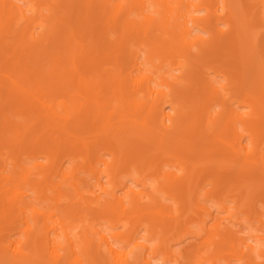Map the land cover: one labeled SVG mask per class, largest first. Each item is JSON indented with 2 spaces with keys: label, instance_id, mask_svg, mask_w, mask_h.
<instances>
[{
  "label": "bare ground",
  "instance_id": "obj_1",
  "mask_svg": "<svg viewBox=\"0 0 264 264\" xmlns=\"http://www.w3.org/2000/svg\"><path fill=\"white\" fill-rule=\"evenodd\" d=\"M221 1L0 0V264H264V0Z\"/></svg>",
  "mask_w": 264,
  "mask_h": 264
},
{
  "label": "rangeland",
  "instance_id": "obj_2",
  "mask_svg": "<svg viewBox=\"0 0 264 264\" xmlns=\"http://www.w3.org/2000/svg\"><path fill=\"white\" fill-rule=\"evenodd\" d=\"M213 2H215V4H217L219 7H221V5H222V1L221 0H212ZM229 3V2H228ZM232 7H236L237 6V3L236 2H230L229 3ZM194 14H196V15H198V16H204L205 14H206V12H205V10L203 9V7L201 6L200 8H198L197 10H196V12H194ZM219 26H221V27H223V25L222 24H220ZM264 31V27L261 25V26H259L257 29H256V33L257 34H260V33H262ZM198 34H200V35H202V36H206V34L203 32V31H200V30H198V31H196ZM212 65H214V63L213 62H211V63H208V67L209 66H212ZM217 68V67H216ZM221 69H225V68H221ZM204 70H205V75L208 77V78H212V79H215V80H220L221 78H222V76H219V74H218V72H215L213 69H207V68H204ZM226 70V69H225ZM227 71V70H226ZM178 72H179V69H175V70H173L172 71V73H175V74H178ZM240 111H244V107H242V108H240ZM244 143H248V140L245 138V140H244ZM165 203H167V204H172V201L171 200H169V199H165V200H163ZM207 203L210 205L211 204V201L209 200V201H207ZM227 206L229 207V208H232L233 206H234V203L232 202V200L230 199V198H228L227 199ZM261 205H262V203H260V202H257V207L259 208V210L264 214V207H263V209H262V207H261ZM223 216L225 217V221H224V225H227V226H229V227H231V229H234V230H237V229H239L238 228V226L235 224L234 226H231V224H229V222H228V218L226 217V214H223ZM254 225H257V223H254ZM242 228V230L244 231V232H246L247 231V229H246V227H244V226H242L241 227ZM116 229L118 230V231H121L122 230V226H120L119 224H118V226L116 227ZM258 231V234H261V233H263V230L262 229H259V230H257ZM191 237L189 236V235H187V234H185V233H181L177 238H176V240L172 243V245H173V247L174 248H178V247H181V246H184V245H186L188 242H190L191 241V239H190ZM127 246V248H130V247H132V244H128V245H126ZM224 262V260H219V264H224L223 263ZM257 262H262V263H264V260L262 259V258H258L257 259ZM231 264H239V262L235 259V258H232V260H231Z\"/></svg>",
  "mask_w": 264,
  "mask_h": 264
}]
</instances>
